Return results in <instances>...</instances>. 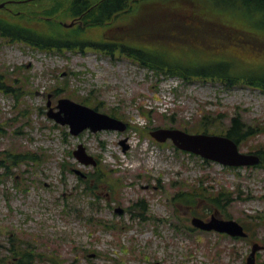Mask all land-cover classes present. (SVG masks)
<instances>
[{
    "label": "rangeland",
    "instance_id": "rangeland-1",
    "mask_svg": "<svg viewBox=\"0 0 264 264\" xmlns=\"http://www.w3.org/2000/svg\"><path fill=\"white\" fill-rule=\"evenodd\" d=\"M40 1L0 7V17L48 36L60 34L69 43L61 50L41 49L0 36V83L11 90L0 89V151H30L36 157L0 172V258L9 256L13 241L34 251L30 264H247L253 243L264 245V168H232L207 160L171 140L156 141L150 131L172 127L196 133L205 115H210L209 124L218 125L214 130L219 132L212 134H222L236 115L262 128L264 88L212 78H164L122 53L121 37L154 43L157 24L173 18L166 0L139 1L111 24L91 28L69 26L74 20L61 14L51 18L60 27L45 23L50 18L40 13L51 4ZM186 3L189 13L207 11L202 0ZM210 15L228 20L227 14ZM186 19L191 21L181 20ZM235 25L236 40L232 29L225 43L205 42L204 47L246 63L263 60L260 35L250 36ZM72 41L86 44L81 48ZM176 41L159 50L187 66L206 63L201 55L175 46ZM108 42L117 45L108 50ZM102 43L107 47L101 48ZM60 98L98 105L129 126L72 134L69 125L48 115V103L57 110ZM79 144L97 160L96 166L74 155ZM261 146L264 130L245 139L240 150L250 153ZM202 187L231 199L219 201L217 209L206 197L197 196L192 204L177 197ZM140 201L146 203L142 215ZM213 213L237 220L249 236L193 227V215L209 219ZM256 260L264 262V249Z\"/></svg>",
    "mask_w": 264,
    "mask_h": 264
},
{
    "label": "trees",
    "instance_id": "trees-1",
    "mask_svg": "<svg viewBox=\"0 0 264 264\" xmlns=\"http://www.w3.org/2000/svg\"><path fill=\"white\" fill-rule=\"evenodd\" d=\"M139 1L144 0H41L42 4L51 5L44 7L40 14L49 17L50 19L45 20V23H50L53 27L55 25L60 27L59 24L51 23V18L57 17L59 14L62 17H69L82 23V28L103 27L132 10L133 5ZM166 1V5L173 10V18L171 20L162 18L157 24L159 35L153 39L154 43L143 45L142 43H136L143 42L141 40L125 39L117 36L122 42L124 40L120 46L122 53L141 66L153 70L156 75L180 77L183 81H191L194 79L193 77H202L205 80L212 78V80H219L226 85H233L235 82L241 81L244 84L264 88V58L255 63H246L236 55H222L220 52H213L209 47H204V45H207L205 42L225 43L224 39L229 40L231 38L232 29L236 32L232 39L236 40L238 30L235 23L242 25L250 36L260 35V39L264 42V0H202L203 5L207 7V11L202 12V15L196 13L197 9L193 13H189L190 6L186 3V0ZM33 13L37 15L36 12ZM210 14H227L226 18L228 20H222ZM195 16H200L201 20L197 22ZM186 17H189L191 21L181 20ZM80 31L82 30L77 29V32ZM172 31L174 35L169 38L168 36ZM0 36L9 39L11 42L24 41L32 47L41 49L57 48L61 50L64 45L68 46L69 44L60 34L48 36L21 24L12 23L3 17H0ZM171 39L177 40L175 46L186 48L187 53L201 55L206 59V63L202 66H187L176 59L169 58L163 53L164 50L159 49L172 47ZM191 39L200 42L194 43ZM181 41L186 43L183 44ZM72 42L75 44L81 43L79 41ZM81 44L82 48L86 43ZM115 45H117L116 42H108L110 48L108 50H111ZM100 47L104 49L107 44L102 43ZM237 67L241 69L239 70ZM9 88V86L0 83V89L5 93L11 91ZM95 108L99 109V106L95 105ZM209 118L210 115H205L198 125L201 129L196 130V132H219L214 130V127L218 126L215 122L208 123ZM212 120L215 119L212 118ZM185 130L188 131V129ZM261 130H264V127L254 128L253 125L244 122L240 115H236L232 117L229 127L222 128L221 132L241 144L245 139L257 135ZM255 151L260 154V166L264 168V147L261 146ZM35 159L34 152L30 153V151H0V172L4 171L6 173L14 166L27 164L30 161H35ZM96 173L101 174L100 170H97ZM100 178H102L101 175ZM197 196H200L201 199L206 197L208 202L212 203L214 208L217 209L221 208L222 201L231 199L230 195L225 194L223 191L212 193L206 187H202L195 193L182 191L177 195V197L184 198L189 204L195 203ZM138 204L141 206L140 214L142 215V212L146 209V203L140 201ZM11 246L9 256L1 257L0 264H7L6 262L9 264L33 263L36 255L30 246L25 247L21 244L17 247V243L13 241Z\"/></svg>",
    "mask_w": 264,
    "mask_h": 264
},
{
    "label": "water",
    "instance_id": "water-1",
    "mask_svg": "<svg viewBox=\"0 0 264 264\" xmlns=\"http://www.w3.org/2000/svg\"><path fill=\"white\" fill-rule=\"evenodd\" d=\"M0 6H3V4H0ZM58 108L59 110L57 111L51 108L48 112L49 117L54 118L62 125L68 124L71 128V133L76 135L86 128H91L94 132L103 129L124 131L127 128V124L124 121L68 98L60 99ZM151 135L161 142L172 139L175 145L182 150L199 154L225 165H255L260 162L259 155L241 152L239 144L227 135L189 133L182 129L166 127L152 130ZM74 154L84 163H94L93 158L86 153L82 144H79ZM192 223L196 227L205 230L215 229L233 236L247 235L244 226L238 221L221 219L215 214L207 221L200 217H194ZM262 247L259 243H254L252 252L247 259V264H256V252Z\"/></svg>",
    "mask_w": 264,
    "mask_h": 264
},
{
    "label": "flooded vegetation",
    "instance_id": "flooded-vegetation-1",
    "mask_svg": "<svg viewBox=\"0 0 264 264\" xmlns=\"http://www.w3.org/2000/svg\"><path fill=\"white\" fill-rule=\"evenodd\" d=\"M23 1L24 0H5L3 2H5V6H7L6 8H9L10 9V7H8V5H10V4H12V5L18 4V3L23 2Z\"/></svg>",
    "mask_w": 264,
    "mask_h": 264
}]
</instances>
